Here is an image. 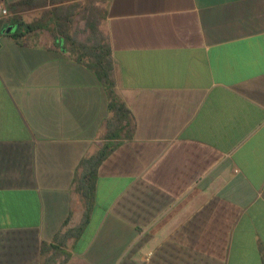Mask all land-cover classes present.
<instances>
[{
  "label": "crops",
  "instance_id": "0c3cea01",
  "mask_svg": "<svg viewBox=\"0 0 264 264\" xmlns=\"http://www.w3.org/2000/svg\"><path fill=\"white\" fill-rule=\"evenodd\" d=\"M2 1L0 264H264V0ZM87 8L131 135L99 165L83 230L59 241L112 117L59 29L73 14L85 41Z\"/></svg>",
  "mask_w": 264,
  "mask_h": 264
},
{
  "label": "trees",
  "instance_id": "16d2710c",
  "mask_svg": "<svg viewBox=\"0 0 264 264\" xmlns=\"http://www.w3.org/2000/svg\"><path fill=\"white\" fill-rule=\"evenodd\" d=\"M46 0H21L14 7L24 9H32L38 6H45ZM85 28L89 32V36L85 41L78 40L76 37L68 34L72 27L75 15L71 14L68 19L60 20L59 29L63 39L69 44L71 52L75 55L79 62L84 63L96 76L97 80L106 90L108 96V110L111 112L112 117L106 122V132L103 136V145L100 150L88 158H85L81 166L83 173L77 181L76 191L83 200L85 212L80 224L65 233H58L54 240H65L69 237L79 234L85 224L87 223L88 213L93 202V197L96 188V177L99 165L106 159L110 152L118 145V142L131 135L130 124V111L115 93L114 81L112 79V58L108 42L99 30V22L102 18V13L98 9H85ZM1 22V20H0ZM12 23L18 27L25 29L29 32L37 29V23L26 24L22 21L20 16L12 19ZM64 28V31L62 29ZM23 34L15 33L14 37H20ZM56 250L52 244L47 245L42 243L41 253L44 255L50 249ZM68 255L65 254V259L61 261L62 264ZM55 261L45 258L42 264H54ZM59 263V264H60Z\"/></svg>",
  "mask_w": 264,
  "mask_h": 264
},
{
  "label": "built area",
  "instance_id": "2783aa9c",
  "mask_svg": "<svg viewBox=\"0 0 264 264\" xmlns=\"http://www.w3.org/2000/svg\"><path fill=\"white\" fill-rule=\"evenodd\" d=\"M3 8H4V6H3V1L0 0V20L4 17V16H3V15H4Z\"/></svg>",
  "mask_w": 264,
  "mask_h": 264
}]
</instances>
